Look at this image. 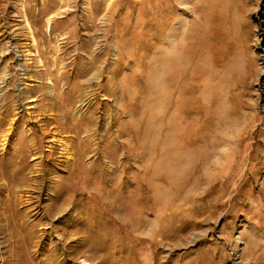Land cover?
I'll list each match as a JSON object with an SVG mask.
<instances>
[{
  "label": "rangeland",
  "instance_id": "1",
  "mask_svg": "<svg viewBox=\"0 0 264 264\" xmlns=\"http://www.w3.org/2000/svg\"><path fill=\"white\" fill-rule=\"evenodd\" d=\"M263 208L264 0H0V264H245Z\"/></svg>",
  "mask_w": 264,
  "mask_h": 264
},
{
  "label": "bare ground",
  "instance_id": "2",
  "mask_svg": "<svg viewBox=\"0 0 264 264\" xmlns=\"http://www.w3.org/2000/svg\"><path fill=\"white\" fill-rule=\"evenodd\" d=\"M43 14L45 12V9H42L41 11ZM54 49L51 47L49 48L47 53H53ZM49 64L52 63V60L48 61ZM49 75L52 76L53 71L48 72ZM57 80H53V84L56 85ZM6 143H2L1 147L4 148ZM264 209V208H263ZM262 238H256L253 237L249 239L248 246L246 249L243 250L240 258L244 260L245 264H264V246L261 244Z\"/></svg>",
  "mask_w": 264,
  "mask_h": 264
}]
</instances>
